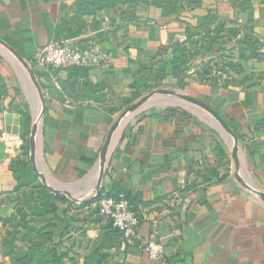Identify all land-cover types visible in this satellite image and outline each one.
Masks as SVG:
<instances>
[{"label": "crops", "instance_id": "obj_1", "mask_svg": "<svg viewBox=\"0 0 264 264\" xmlns=\"http://www.w3.org/2000/svg\"><path fill=\"white\" fill-rule=\"evenodd\" d=\"M218 28L237 33L226 45L233 49L227 77L204 81L202 55L174 76L172 47ZM0 41L7 45L0 43V264H16L3 246L2 221L21 202L11 165L23 157V128L42 108L29 71L7 47L31 65L45 99L38 165L51 186L79 200L95 195L94 171L113 125L156 90L206 103L238 137L240 172L233 141L213 117L155 97L120 131L101 196L126 195L141 240L163 244L166 262L125 247L96 214L98 199L76 203L53 193L42 225L51 226L45 247L62 255L61 264H264V0H0ZM56 43L109 54L111 66H34ZM16 126L20 135L7 131Z\"/></svg>", "mask_w": 264, "mask_h": 264}, {"label": "trees", "instance_id": "obj_2", "mask_svg": "<svg viewBox=\"0 0 264 264\" xmlns=\"http://www.w3.org/2000/svg\"><path fill=\"white\" fill-rule=\"evenodd\" d=\"M195 37V35L191 34L186 41L177 43L172 47L174 76L180 77L181 74H186L190 63L197 56L202 55L205 58V56L208 57L214 52L220 56L219 61L217 63H214V61L203 63L198 72L199 76L204 81L210 82L217 79L210 77L214 69L230 70L231 66L228 59L232 58V54L229 55V53H233V49H229L226 45L237 37V33L225 34L221 28H218L214 32L208 30L201 36V39H195ZM238 44H240V41H238ZM147 89H153V86H148ZM23 129L22 137L25 139L23 157L15 160L11 165V169L18 181L16 191L21 194V202L17 209V214L2 221L7 229L17 223L14 227L15 232H9L8 238L5 235L3 246L6 253L13 257L16 264H61L62 255L54 248L45 247L48 242L52 243L53 240V234L50 232L51 226L42 225L45 222L43 217L51 213L53 208H55L51 204L54 195L37 177L29 158V138L26 139V136H29L31 132V121ZM27 200L29 204H27ZM95 211L98 215L97 209ZM106 223L111 233L122 239V233L113 226L112 222ZM21 226L26 230V234L22 238L26 245V251L23 254L19 253L15 245L18 236L23 232ZM104 258L105 255L102 259Z\"/></svg>", "mask_w": 264, "mask_h": 264}, {"label": "built area", "instance_id": "obj_3", "mask_svg": "<svg viewBox=\"0 0 264 264\" xmlns=\"http://www.w3.org/2000/svg\"><path fill=\"white\" fill-rule=\"evenodd\" d=\"M34 66L42 69L54 68H92L109 69L111 55L104 54L96 49L82 51L66 43L52 44L40 50L34 59ZM210 77H227L221 69H214ZM98 216L105 222H112L113 226L122 233L125 247L134 246L147 254L150 259L165 263L167 260L166 248L161 243L144 242L140 237L141 220L133 209L125 194L100 197L95 205Z\"/></svg>", "mask_w": 264, "mask_h": 264}, {"label": "water", "instance_id": "obj_4", "mask_svg": "<svg viewBox=\"0 0 264 264\" xmlns=\"http://www.w3.org/2000/svg\"><path fill=\"white\" fill-rule=\"evenodd\" d=\"M0 43L3 44L4 46H7L2 41H0ZM7 48L10 49L14 53V55L19 59V61L22 63V65L29 71L30 76L33 80V83H34L38 93L40 94L42 108H41V111L36 115V117L33 120L31 132H30V138H29L30 161L32 163V166L35 170L37 177L41 180L42 184L50 192L56 194L57 196H59L61 198L71 199L76 203H89V202H93V201H96L97 199H99L101 196V193H102V182H103V177L105 175L106 168L108 165L109 156H110L111 150L115 144V141H116L118 135L120 134V131L123 129V127L126 125V123L131 118H133L143 107H145L155 97L161 96V95L172 96V97H174L180 101H183V102H186L190 105H193V106L197 107L198 109L204 110L211 117H213L215 119V121H217L219 123V125L225 130V132L228 135H230V137L233 141V157H234L237 169L240 172L241 161H240V154H239L238 137L230 129V127L227 125V123L224 121V119L219 115V113H217L214 109H212L206 103L190 96L189 94H187L185 92L173 91V90H156V91L150 93L149 95L143 97L140 101L133 104L128 109H126L122 113L120 118L116 121V123L113 125V127H112V129H111V131L107 137L106 143L103 147L102 153L100 155L99 161H98L97 166H96L95 171H94L95 175H96V180H97L96 182L97 183H96L95 195L91 199L79 200L70 192L62 191L61 189H57V188L51 186L49 181H48L47 175L41 171V169L38 165V159H37L39 133H40L42 119H43V116L45 113V99L42 95L41 85H40V83L37 79L36 73L34 72L31 65L29 63H27L23 59V57L18 55L12 48H10V47H7ZM12 120H13L12 115H8L6 117V121H7L8 125H11ZM21 130L22 129L20 126L7 128V131L14 134V135H20ZM238 179L243 186H245L248 189H251L246 185V183L242 179H240V177ZM251 190H253V189H251Z\"/></svg>", "mask_w": 264, "mask_h": 264}, {"label": "rangeland", "instance_id": "obj_5", "mask_svg": "<svg viewBox=\"0 0 264 264\" xmlns=\"http://www.w3.org/2000/svg\"><path fill=\"white\" fill-rule=\"evenodd\" d=\"M219 55L216 53V52H214V53H212V54H210L208 57H206L205 56V59L201 62V65L203 64V63H208V62H211V61H214V63H217L218 61H219ZM30 158V157H29ZM82 190H79V191H76V193H81L82 194ZM27 204H29V201L27 200ZM32 223V222H31ZM17 225V223L16 224H13L12 226H9V229H6V231H5V235H7V238H8V233L9 232H11V233H14L15 232V229H14V227ZM21 228H22V231L23 232H21L22 234H20L19 236H18V239L16 240V243H15V245H16V247H17V250H19V253L20 254H23L25 251H26V245H25V243H24V241H23V237H24V235L26 234V230H25V228L23 227V226H21ZM21 231V230H20Z\"/></svg>", "mask_w": 264, "mask_h": 264}]
</instances>
